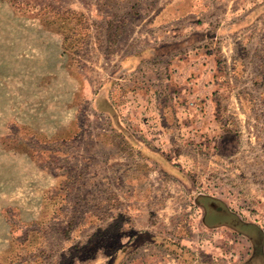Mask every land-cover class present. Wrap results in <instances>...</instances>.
<instances>
[{"label": "rangeland", "instance_id": "rangeland-1", "mask_svg": "<svg viewBox=\"0 0 264 264\" xmlns=\"http://www.w3.org/2000/svg\"><path fill=\"white\" fill-rule=\"evenodd\" d=\"M166 1L0 0V264H117L151 224L206 259L207 227L219 222L230 224V250L213 242V264H264V27L248 46L251 86L233 121L230 166H201L189 152L186 167L160 170L181 183L131 184L122 175L150 170H112L122 162L95 148L125 157L134 147L131 121L101 120L92 97L137 22ZM223 208L228 217H210Z\"/></svg>", "mask_w": 264, "mask_h": 264}, {"label": "crops", "instance_id": "crops-1", "mask_svg": "<svg viewBox=\"0 0 264 264\" xmlns=\"http://www.w3.org/2000/svg\"><path fill=\"white\" fill-rule=\"evenodd\" d=\"M263 25L264 0H168L151 16L144 15L136 30H131L129 50L113 58L108 78L115 72L118 76L109 83L104 80L92 97L101 120L109 119L112 126L114 120L131 121L134 147H129L130 154L124 157L123 150L117 154V147H95L105 151L102 159L111 157L123 164L109 168L120 170L127 167L126 162L133 171L144 166L150 174H124L125 181L163 184L181 183L177 176L163 173L177 164L186 167L189 152L203 162L201 166H230V153L235 151L230 147V137L235 136L233 121L242 118L243 98L251 86L244 83L249 71L248 46L262 34ZM117 105H129L130 116L114 109H119ZM156 171L161 174L155 175ZM228 211L223 208L221 217H228ZM158 226L140 227L145 230L134 234L119 261L120 253L115 256L117 264H213L218 262L211 251L213 242L218 249L230 250L229 222L208 225L206 232L213 238L205 239L212 246L209 253L204 250L206 259L178 248L171 239L175 233ZM145 233L152 239L137 240ZM219 233L221 246L218 237L214 239ZM135 248L140 250L129 258Z\"/></svg>", "mask_w": 264, "mask_h": 264}, {"label": "flooded vegetation", "instance_id": "flooded-vegetation-1", "mask_svg": "<svg viewBox=\"0 0 264 264\" xmlns=\"http://www.w3.org/2000/svg\"><path fill=\"white\" fill-rule=\"evenodd\" d=\"M217 211H220V210H217ZM221 214H222L221 211H220V212H215V213H212V214L210 215V217H211V218H216V217L220 216Z\"/></svg>", "mask_w": 264, "mask_h": 264}]
</instances>
